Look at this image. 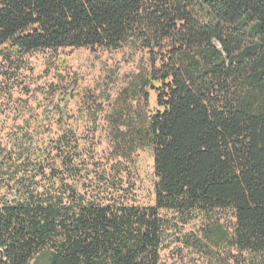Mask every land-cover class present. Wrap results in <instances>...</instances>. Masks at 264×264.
Segmentation results:
<instances>
[{
	"label": "trees",
	"instance_id": "trees-1",
	"mask_svg": "<svg viewBox=\"0 0 264 264\" xmlns=\"http://www.w3.org/2000/svg\"><path fill=\"white\" fill-rule=\"evenodd\" d=\"M128 44L149 67L107 114L111 154L121 166L153 152L155 204L123 201L115 175L107 197L105 175L82 189L77 131L56 141L61 165L26 140L19 157L0 147V264H161L163 211L232 212L233 232L217 223L206 237L264 264V0H0V58Z\"/></svg>",
	"mask_w": 264,
	"mask_h": 264
},
{
	"label": "rangeland",
	"instance_id": "rangeland-1",
	"mask_svg": "<svg viewBox=\"0 0 264 264\" xmlns=\"http://www.w3.org/2000/svg\"><path fill=\"white\" fill-rule=\"evenodd\" d=\"M147 67V52L133 44L118 50L63 48L15 56L12 60L1 57L0 147L19 157L26 140L29 152L47 149L50 161L61 165L56 141L62 130L77 131L83 155L75 165L85 166V174L89 175L81 182L84 188L72 176L66 177L67 185L91 189L98 186L99 176L105 175L110 183H100L99 189L107 197L113 193L110 188L115 175L116 190L123 201L154 205L153 152L140 150L134 163L117 166L111 154L112 136L106 118L122 91ZM149 95V107L156 109L157 94L149 90ZM62 107L65 113L60 125ZM40 184L49 186L50 182L42 180ZM162 214L169 226L161 264H246L251 259L248 253L229 252L206 237L209 227L217 223L233 232L236 220L232 212L195 213L188 221L172 212Z\"/></svg>",
	"mask_w": 264,
	"mask_h": 264
}]
</instances>
